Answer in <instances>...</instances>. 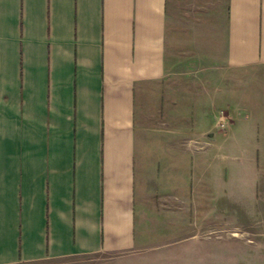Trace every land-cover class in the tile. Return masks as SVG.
Here are the masks:
<instances>
[{
    "label": "crops",
    "instance_id": "crops-1",
    "mask_svg": "<svg viewBox=\"0 0 264 264\" xmlns=\"http://www.w3.org/2000/svg\"><path fill=\"white\" fill-rule=\"evenodd\" d=\"M170 203L264 216V0H0V264L135 253Z\"/></svg>",
    "mask_w": 264,
    "mask_h": 264
},
{
    "label": "rangeland",
    "instance_id": "rangeland-1",
    "mask_svg": "<svg viewBox=\"0 0 264 264\" xmlns=\"http://www.w3.org/2000/svg\"><path fill=\"white\" fill-rule=\"evenodd\" d=\"M184 211L179 203H170L159 213L146 211L143 243L135 253L78 256L42 264H264L260 210L250 220L237 217L229 221L241 228L225 222L223 230L209 225L197 235H191L196 232L194 216Z\"/></svg>",
    "mask_w": 264,
    "mask_h": 264
}]
</instances>
